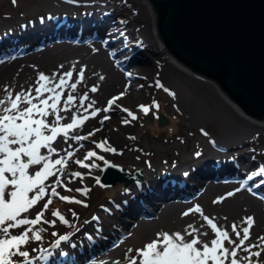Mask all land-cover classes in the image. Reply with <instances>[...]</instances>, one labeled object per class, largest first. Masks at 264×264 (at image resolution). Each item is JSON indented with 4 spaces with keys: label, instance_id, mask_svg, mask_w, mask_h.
<instances>
[{
    "label": "rangeland",
    "instance_id": "obj_1",
    "mask_svg": "<svg viewBox=\"0 0 264 264\" xmlns=\"http://www.w3.org/2000/svg\"><path fill=\"white\" fill-rule=\"evenodd\" d=\"M94 1H96L94 8L95 10L98 9L92 14L93 19H96L98 22L97 17L101 19L104 16H109L112 21L109 26H106L108 28L106 32L102 31V34L93 39L98 41L105 49L106 57H108L111 65L117 69L123 78V86H121L122 89L120 91L105 94L99 101L101 107L99 108L101 111L103 110L102 116L107 117L104 120L100 119L102 132L99 134L94 133L90 136L81 135L82 139L77 142L81 145L78 151V158L85 159L89 149H95L106 158L104 161H101L98 157L86 159V163L95 161L97 165H100L99 167L91 168L100 169L99 175H94L86 186L82 185L83 188H86V194L70 190L77 187L78 178L65 180V183H68L70 186L69 189H64L62 186L57 189L64 195H79L82 200L86 201V204L79 203L75 205V201L66 202L58 197H54L49 210L45 212L46 217L53 219L52 210H60L62 206H65L67 210H65L64 215L70 220V224L65 225L58 218H56L58 220L56 225H48L41 222L45 238L41 246L50 253L55 246L48 247V245L58 239L59 234L67 232L69 233V239H72L77 233H81L80 230L86 226L87 222L93 221L94 224L100 227L101 223L98 219L101 216L105 221L109 222L107 229L113 234L107 236L108 241L106 239L102 241L103 245H100L99 241L92 245L100 246L101 248L99 247L98 250L101 251L103 249L101 252L111 249L112 253L106 258L101 257L99 259L91 255L92 257L89 256L90 259L88 258L89 260L87 259L86 261L76 258L75 262H80V264H124V257L128 255L127 249L130 247H140L147 240L145 230L132 228V224L129 223L130 213L128 211L124 212L121 217L116 216L112 219L113 221L109 219L112 216H109L108 211H114V209L119 207L122 208L123 199L127 200V203L132 201L133 196L127 190L132 188L135 185L134 183L137 182H131L127 187L116 185L113 188L102 189L97 184V179L102 173L101 167L104 162L112 159L116 164L135 165L134 169L140 167L142 171L145 167L149 169L153 168V175L152 173L151 175H149L150 173H146L144 176L146 179H151L153 176H157V178L163 177L165 174H169L170 171L173 173V170L180 172L179 167L184 158L190 161L189 165L193 167L199 166L203 164L207 156L206 150L210 148L209 143L213 141L217 142L222 137L224 126L227 125L226 114L222 111L224 109H231V106L221 95L216 85L212 83L213 81L211 82L205 77L200 76L199 73L197 74L187 69L185 71L171 63L167 54L168 51L159 43L158 34H155V29H153L151 23L150 33L146 34L147 37L142 39L138 35H135L137 32H141L142 28L139 24L131 23L134 15H140L146 22L153 21L151 8L145 0ZM31 2L34 3L33 6L29 5ZM31 2L26 0H15V2L14 0H0V18L2 17V11H11L14 16L19 10H22L23 15H26L28 19L39 13L43 14L46 11L45 7L41 5L42 0H32ZM15 3H19L20 5L18 11L16 8L19 7L14 8ZM79 6L75 7V10L73 9L64 14L70 15V18L73 20L84 18L87 6L85 4ZM104 6H106V9L102 10ZM18 14L21 15V13ZM64 14L59 13L58 16ZM20 15L19 17L17 15V18L21 19ZM51 17L53 18L54 16L51 15ZM112 25L115 27L111 28ZM68 30L70 32L75 30L73 35L65 36L68 37V41L77 44L82 43V37H79L81 33L79 28H74L73 30L68 28ZM93 31L94 29L89 32L95 33ZM82 36L84 37V35ZM55 37L56 35L52 38L55 39ZM60 37L64 36L61 35ZM54 39L50 41H54ZM26 40L24 41L26 42ZM161 84L164 87H160L159 85ZM166 89L173 90L176 95H171ZM120 92H123L124 95L117 96ZM112 96H117V100L109 108L107 101ZM153 100L158 102V108L152 104ZM141 103L149 105L150 111L147 114L137 107ZM121 105H123V108L135 111L137 117L133 119L128 112L123 110ZM160 113L167 117V120L163 124L159 122ZM125 119H128L130 123H122ZM126 124L133 127V131L129 136L125 137L124 144L116 146L118 151H109L114 157H108L106 153L108 150L106 148H99L97 144L93 143V141H102L107 138L106 145H108V136L112 134L111 127H120ZM261 126L263 127V125ZM201 129H204V132H201ZM261 133L260 136L259 133L255 134L252 137V141L248 143L240 144V146L234 145L229 148L227 152L229 153V161L223 162L221 165H210L211 168L205 174V179L209 182L208 184L215 185L218 182L229 181L230 191H232L233 188H238L241 182L246 181L248 174L256 170L260 165H264V144H262L264 130ZM119 152L127 155L123 157V155H119ZM128 156H132L134 160L128 161ZM69 168L72 171L79 170L86 173V166L76 165L74 162L69 165ZM236 169L239 170L238 172L241 171L238 173L237 178L232 181L227 179L226 176ZM201 170L206 172V169L202 168ZM80 178L82 179L84 176ZM193 181L195 182L194 179ZM144 182L146 180L139 184L137 183V191L144 188ZM246 182L247 188H241L235 195H238L237 197L240 199L245 195V198H249V201L253 203L255 210H261L264 215V174L257 171L256 176ZM142 183H144L143 186ZM178 187L185 188L186 186L179 185ZM188 188L190 189L185 191L186 194H190L192 191L191 187ZM240 193L243 195H240ZM193 195H190V197L192 196L193 200L196 201ZM170 197L171 199L180 198L175 195H171ZM222 202L216 201V197L214 196L210 203L213 206H221ZM68 203L74 204L77 209L70 208V204L68 205ZM130 204H133L132 207H134L137 202L133 201ZM150 209L152 208L150 207ZM71 210H75L77 215L73 216ZM54 230L57 233L56 235L53 234ZM95 232H91L89 235L95 236ZM88 240L90 241L91 238H88ZM68 242H61V248L58 252L60 257L55 258L53 264H75L74 258L69 255L73 251L70 243L66 245ZM105 242L108 243L104 245ZM38 244H41V242H34L32 248L35 249ZM63 251L65 252L64 255L67 256H63ZM33 254L37 255L38 258L44 255V253L39 251ZM262 258H264V255Z\"/></svg>",
    "mask_w": 264,
    "mask_h": 264
},
{
    "label": "snow or ice",
    "instance_id": "obj_2",
    "mask_svg": "<svg viewBox=\"0 0 264 264\" xmlns=\"http://www.w3.org/2000/svg\"><path fill=\"white\" fill-rule=\"evenodd\" d=\"M63 67L60 65L48 74L43 70L38 71L37 79L27 88L21 87L18 91H13L12 85L5 84L0 94V264H38V257L33 254L37 251L44 253L39 257L40 260L46 259L50 253L41 246L45 239L41 222L56 225L59 220L65 225L70 224V220L59 209L52 210L53 219L46 217L45 212L49 210L53 198L86 204V201L75 195H64L57 190L60 186L69 189L65 180L91 175L79 170L72 171L69 165L74 162L76 165L93 168L100 165L95 161L86 163L87 158L98 157L101 161L106 159L95 149H89L85 159L74 156L81 145L77 143L73 147L68 142L72 139L79 142L82 136L71 130L83 126L89 116L95 117L101 109L87 111V108L93 107L87 93L78 98L69 91L66 98H63L66 88L76 89L84 80L87 65L79 68L78 78L72 83L69 80L73 78L75 65L57 75ZM159 86L164 87L162 84ZM92 90H96L95 85ZM166 90L176 95L173 90ZM123 95V92L117 94ZM117 96L107 101L109 108ZM86 99L90 102L84 108ZM152 104L159 107L155 100ZM137 107L145 114L150 111L147 104L141 103ZM69 109L71 112L67 111ZM123 110L133 119L137 117L135 111L128 108ZM80 112L85 114L81 115ZM100 119L107 117L101 116ZM122 123L130 121L125 119ZM91 131H96V128ZM200 131L204 132V129ZM83 135L90 136L91 132ZM106 140L93 143L108 151H118L106 145ZM106 163L111 164L112 161ZM257 171L264 174V165L248 174L246 181L256 176ZM246 181L241 182L238 188L217 196L216 201H223L241 188H247ZM70 190L86 194V188L83 187ZM71 211L73 216L77 215L75 210ZM193 211L201 214L204 212L197 203L194 208L189 207L181 214L187 216ZM203 219L214 231V237L209 236L207 227L201 232L199 227H193L192 224L174 231L159 230L153 238L144 241L142 246L128 248L124 264H264V258H261L264 252V233L250 239V229L255 223L253 215H244L239 223L233 220L230 229L218 225L209 215H203ZM53 234H57L55 230ZM62 241H69V233L59 234L58 239L48 247L59 246ZM34 242L41 244L34 249Z\"/></svg>",
    "mask_w": 264,
    "mask_h": 264
},
{
    "label": "bare ground",
    "instance_id": "obj_3",
    "mask_svg": "<svg viewBox=\"0 0 264 264\" xmlns=\"http://www.w3.org/2000/svg\"><path fill=\"white\" fill-rule=\"evenodd\" d=\"M26 1L31 2L32 0ZM94 3H96L94 0H75V2L74 0H42L41 5L45 7L46 11L43 14L39 13L29 19L26 18V15H23L22 10H19V3H15L14 8L19 7L16 9L17 11L19 10L18 13H21V15L17 13L13 16L11 11H2V17L0 18V94H2L3 86L5 84L12 85L13 91H18L21 87L27 88L37 79L38 71L43 70L48 74L53 72V70L57 69L60 65H63L64 67L60 69L57 75L72 69V66L75 65L73 78L69 80V83L74 82V80L78 78L77 73L79 68L82 65H87L84 80L77 85L76 89L66 88L65 96L63 98H66V94L69 91L78 98L83 93H87L88 97L91 98V102H93L92 108H87V103L90 102L88 99H86L83 104V107L87 108L88 112H92L95 108L100 107L99 101L105 94L120 91L122 89L121 86H123L122 76L117 69L111 65L110 60L106 57L105 49L98 41L93 39L102 34V31L106 32L108 29L106 26L110 25L112 19H110L109 16H104L103 18L100 17L101 19L96 16L98 22L96 19H93L94 17L92 14L98 9L95 10ZM33 4V2L29 3V5L32 6ZM82 4L87 6L85 11L86 16L84 18L73 20L70 18V15L64 14L73 9L75 10V7H80L79 5ZM105 9L106 6L102 7V10ZM59 13H63L64 15L58 16ZM17 15L18 17L20 15L21 19L17 18ZM51 15L54 17L52 18ZM131 23H136L141 26V32H137L135 35H138L142 39L147 37L146 34H148V32L150 33L151 26L155 29L153 21L146 22V20L142 19L138 14L136 16L134 15ZM112 27L115 26L112 25L111 28ZM68 28H71L72 30L74 28H79L81 30L79 37H82V43L77 44L68 41V37L65 36L73 35V32L75 31L70 32ZM92 29H94L95 33L89 32ZM76 34L78 33L76 32ZM54 35H56L55 39L52 38ZM61 35L65 38L60 37ZM82 35H84V37ZM51 39H54V41H50ZM24 40H26V42ZM159 43L161 44L160 40ZM168 57L171 63L186 71V68L173 60L169 54ZM93 85L96 86L95 91L92 90ZM216 87L218 88L217 85ZM220 93L229 103L231 109H224V111H222L226 114L227 125L224 126V133L220 140L215 143H209L210 148H207L206 150L207 156L203 164L193 167L189 165L190 161L184 158L179 167L180 172L173 170V173L170 171L169 174H165L163 177L160 176L157 178V176H153L151 179L145 178L141 181L133 180L132 182H137L138 184L146 180V182H144V190L139 189V191H137L138 185L137 183H134L136 186L134 185L127 190V192L133 196L132 201L127 203V200L123 199L122 204L124 208L119 207L114 209V211H108L109 216H112V218H109L111 221H113L112 219L116 216L121 217L124 212L128 211L130 213L129 223L132 224V228L144 229L147 239L153 238L154 233L159 230L174 231L176 229H183L186 224H192L193 227H199L201 232L207 227L209 229V236L214 237L215 233L210 229V226L206 224L203 215H209L217 221L218 225L227 229H230L233 220L239 223L244 215H253L255 223L250 229L252 234L250 239L260 233H264V215L261 210H255L253 203L249 201V198H245V195L242 199L238 198V195H235V193L230 197H225L221 206H213L212 203H210L214 196L217 197L223 195L225 192L231 190L228 183L229 181L218 182L215 185L208 184L209 182L206 181L205 174L207 173V170L211 168L210 165H221L223 162L229 161V153H227L229 148L234 145L240 146V144L243 145L252 141V137L255 134L259 133L260 136L262 134L261 132L264 130V122H262V120H255L245 115L222 92ZM67 111L71 112V109ZM79 114L83 115L85 113L80 112ZM102 115L103 110L97 113L95 117L89 116L87 120H85L83 126H78L71 131L76 135H83L88 132H91V134H99L102 132L100 127V117ZM65 119L67 121V117H65ZM261 125H263V127ZM93 128H96V131L92 132L91 130ZM111 129L112 134L108 136V145L115 148L119 144H124L125 137L129 136L133 131V127L129 126V124L120 127L112 126ZM68 143L73 147L77 144L74 139L70 140ZM262 144H264V140H262ZM78 151L79 148H77L74 153L75 157H78ZM106 153L108 157H114L109 151ZM119 155L125 157L127 154L119 152ZM127 160L133 161L134 158L128 156ZM153 164H155V162H153ZM122 166L130 170L135 168V165L131 166V164H122L121 167ZM202 168L204 170L206 169V172H203L201 170ZM85 170L86 173H91V175H84V178L82 179L78 178L76 188H81L82 185L86 186L92 180L94 175L98 176L100 173V169L86 167ZM143 171L144 174L150 173L149 175H151L152 173L153 175L154 169L145 167ZM238 171V169L232 171L226 176V178L230 181L235 180L238 173L241 172ZM223 180H225V178H223ZM144 183H142V186ZM118 185H122V183ZM179 185H184L186 187L181 188L178 187ZM188 187H191L192 189L190 194L185 193L186 190L190 189ZM192 194H194L193 196L196 198V201L193 200L192 196L190 197ZM171 195L179 196L180 198L171 199ZM240 195L243 194L240 193ZM75 196H77L78 199H81L79 195L76 194ZM133 201L137 202L134 207H132L133 204H130L133 203ZM197 201L198 203L200 202L199 204L204 210L203 214L195 211L189 213L187 216L181 214L189 207L194 208ZM77 204L79 203L75 202V205ZM68 205L72 209H77L74 204L68 203ZM150 207L152 209L149 210ZM65 210H67L65 206H62L60 209L63 215L66 212ZM225 217L227 219H225ZM98 220L101 223L100 227L97 224H94L93 221L87 222L86 226L82 227L80 230L81 233H77V235L72 239H69V242L66 244H71L73 252L69 253V255L74 258V262L76 258L86 261L91 255L97 257L96 259L101 257L106 258L112 253L111 249L101 252L103 249L101 251L98 250L100 246L92 245L96 244L98 241L100 245H103L102 241H105V239L108 241L107 236L113 234L107 229L108 221H105L101 216H99ZM202 225L204 227H201ZM91 232H95L96 235H89ZM230 234L234 235L233 233ZM88 238H91V240L89 241ZM205 238L207 239L208 237ZM106 243L108 242H105L104 245ZM60 248L61 245L55 246L46 259L40 260L38 258V264H53L55 258L57 259L60 257L58 253ZM94 253L96 254L94 255ZM62 254L63 256H67L64 255V251ZM241 255L243 254L241 253ZM263 255L264 252H262V256ZM75 264H80V262H75Z\"/></svg>",
    "mask_w": 264,
    "mask_h": 264
},
{
    "label": "water",
    "instance_id": "obj_4",
    "mask_svg": "<svg viewBox=\"0 0 264 264\" xmlns=\"http://www.w3.org/2000/svg\"><path fill=\"white\" fill-rule=\"evenodd\" d=\"M145 1L167 54L213 81L245 115L264 121V0ZM166 118L160 113L159 122ZM116 165L104 162L99 187L145 178L140 167Z\"/></svg>",
    "mask_w": 264,
    "mask_h": 264
}]
</instances>
